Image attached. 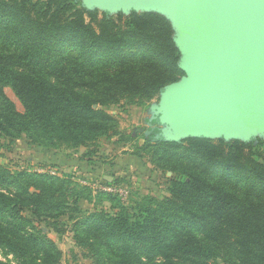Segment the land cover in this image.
Listing matches in <instances>:
<instances>
[{"label": "trees", "instance_id": "trees-1", "mask_svg": "<svg viewBox=\"0 0 264 264\" xmlns=\"http://www.w3.org/2000/svg\"><path fill=\"white\" fill-rule=\"evenodd\" d=\"M184 76L175 28L158 12L0 0V136L84 147L91 156L100 138L120 133L108 106L145 103ZM154 132L159 141L149 145L151 136L133 155L145 151L156 168L172 172L169 195L126 205L106 193L113 212L70 216L78 244L95 264H264V137L165 140ZM67 184L0 166V251L15 260L0 264L58 263L60 250L28 227L24 213L40 219L78 211L68 208ZM74 197L77 205L83 196Z\"/></svg>", "mask_w": 264, "mask_h": 264}, {"label": "rangeland", "instance_id": "rangeland-1", "mask_svg": "<svg viewBox=\"0 0 264 264\" xmlns=\"http://www.w3.org/2000/svg\"><path fill=\"white\" fill-rule=\"evenodd\" d=\"M83 1L93 6L100 0ZM115 1L118 5L110 9L114 14L120 10L127 13L134 9L129 0ZM187 4L188 0H137L135 8L156 10L170 18L176 28V40L183 53L185 67L188 69L192 62L189 45L195 34L184 13ZM104 9L103 5L99 8L100 11ZM196 83L197 80L188 72L187 77L171 84L150 101L142 104L121 102L108 106L107 111L116 116L120 133L110 138H100L96 146L98 151L91 156H85L87 149L84 147L51 149L33 143L26 136L17 139L0 136V166L13 173L47 174L68 182L66 198L68 208L74 211L77 207L78 211L63 214L58 218L40 219L31 215L30 211L24 213V216L32 221L28 227L32 230H41L60 250L61 256L57 264H95L91 252L75 240L72 218L76 219L102 208L113 212L106 193L117 194L126 205H132L133 200L144 195L156 198L169 195L168 177L172 176V172L156 168L151 155L145 151L141 156H135L133 152L151 136L155 138L149 145L159 141V134L154 130H161L169 139L179 138L190 132L188 118L184 115H174L180 105L174 99L182 87ZM5 91L15 102L17 109L22 111V104L13 91L9 88ZM248 116L250 117L247 121L234 123L206 122L203 126L204 131L208 130L215 139L240 137L248 140L252 137H264L262 115L248 113ZM79 193L83 197L74 205V196ZM0 259L10 263L15 261L12 255L4 256L1 251ZM212 264L228 263L218 260Z\"/></svg>", "mask_w": 264, "mask_h": 264}, {"label": "water", "instance_id": "water-1", "mask_svg": "<svg viewBox=\"0 0 264 264\" xmlns=\"http://www.w3.org/2000/svg\"><path fill=\"white\" fill-rule=\"evenodd\" d=\"M129 1L134 7L129 12H157L138 10L135 8L137 0ZM82 2L88 8L99 9L103 5V11L111 14L114 13L110 9L118 5L115 0H100L93 6ZM118 12L129 14L123 10ZM184 13L195 36L189 45L192 62L188 69L176 40L186 72L182 79L189 72L197 83L177 92L174 100L180 105L174 115L188 118L190 132L169 139L160 130L161 135L165 140L188 136L215 139L208 130L204 131L206 122L247 121L248 113L264 118V0H188Z\"/></svg>", "mask_w": 264, "mask_h": 264}]
</instances>
